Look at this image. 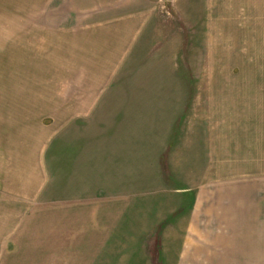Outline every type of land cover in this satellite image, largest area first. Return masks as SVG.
<instances>
[{
  "label": "crops",
  "instance_id": "1",
  "mask_svg": "<svg viewBox=\"0 0 264 264\" xmlns=\"http://www.w3.org/2000/svg\"><path fill=\"white\" fill-rule=\"evenodd\" d=\"M44 2L82 70L0 184V260L264 264V88L222 73L264 66V0Z\"/></svg>",
  "mask_w": 264,
  "mask_h": 264
},
{
  "label": "rangeland",
  "instance_id": "2",
  "mask_svg": "<svg viewBox=\"0 0 264 264\" xmlns=\"http://www.w3.org/2000/svg\"><path fill=\"white\" fill-rule=\"evenodd\" d=\"M61 11V3L0 0L2 186L16 181L20 187L23 184L21 174L25 172L23 178H26L29 161H35L37 157V165L40 164L46 133L62 118L59 114L62 100L58 94L61 90L76 89L80 80L76 77L78 70H82L77 66L79 53L68 52L75 35L69 33ZM222 73L259 78V85L264 88V66L228 67ZM157 260L152 256L150 262L160 263ZM5 261V264L10 263ZM2 262L4 264L0 260V264Z\"/></svg>",
  "mask_w": 264,
  "mask_h": 264
}]
</instances>
